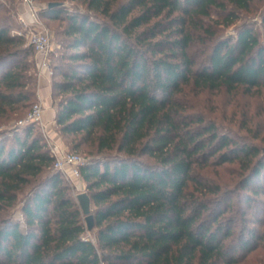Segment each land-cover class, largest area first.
<instances>
[{
	"label": "trees",
	"instance_id": "16d2710c",
	"mask_svg": "<svg viewBox=\"0 0 264 264\" xmlns=\"http://www.w3.org/2000/svg\"><path fill=\"white\" fill-rule=\"evenodd\" d=\"M50 1L61 6L40 14L65 24L57 124L95 154L80 168L93 238L33 127L0 130V264H242L264 248V149L184 100L264 90V12L237 24L255 0ZM11 29L0 16V128L38 88L34 49ZM233 162L239 180L225 184L212 171Z\"/></svg>",
	"mask_w": 264,
	"mask_h": 264
},
{
	"label": "rangeland",
	"instance_id": "374dc122",
	"mask_svg": "<svg viewBox=\"0 0 264 264\" xmlns=\"http://www.w3.org/2000/svg\"><path fill=\"white\" fill-rule=\"evenodd\" d=\"M34 7L38 11L36 14L39 22L30 15L29 8L26 5V0H0V16L7 17L9 24L12 26L11 34L21 37L25 40L26 45L29 44L30 34L38 29L46 30L51 37L53 51L52 59H57L61 53L62 37L59 36V31L65 24L62 21H56L44 17L40 14L43 9L48 7L50 0H31ZM64 7L68 10L79 9L85 12V8L78 2L66 1ZM264 12V0H255L252 4V11L242 13V19L237 24L245 22H255L260 19ZM24 20V22H23ZM257 28H260L257 25ZM228 32L233 34V29H228ZM226 31V34L228 33ZM197 57L201 56V51H195ZM55 61V60H54ZM57 62V61H56ZM53 68V67H52ZM53 77V76H52ZM51 79H46L48 86H53ZM38 78V88L35 98L30 102L28 107L20 114H15L9 121L3 123L0 130L2 132L16 131L20 127L32 126L33 135L42 138L47 144V147L53 154L55 148L66 153H77L83 159L94 156L89 155L88 149H75L74 135H64L57 124V98L52 95V91L48 96H43L42 88L40 87ZM185 102L188 101L193 106L192 111L199 115H204L209 120L217 124L222 133L229 135L234 141L239 144H248L259 146L264 149V90L253 88L246 90L244 88L237 89L233 92H228L225 89L215 91H204L199 93H190L185 96ZM40 102L43 106V114L39 121L30 122L26 125L21 124L26 122L33 105ZM20 134L23 131L20 130ZM240 164L233 162L225 165L222 168H215L212 172L219 173L222 181L225 184L232 185L233 181L239 180ZM67 181L72 186V192L75 196L83 193L85 188L81 179L77 180L70 176L69 170L63 172ZM264 202V196L260 197ZM244 206V205H243ZM262 212L259 213L260 222L257 224L264 231V206ZM263 222V225H261ZM88 236L91 235L88 232ZM242 264H264V248L258 249L256 253L251 254Z\"/></svg>",
	"mask_w": 264,
	"mask_h": 264
},
{
	"label": "built area",
	"instance_id": "2783aa9c",
	"mask_svg": "<svg viewBox=\"0 0 264 264\" xmlns=\"http://www.w3.org/2000/svg\"><path fill=\"white\" fill-rule=\"evenodd\" d=\"M26 5L29 8L30 15L38 23L39 20L36 16L38 11L34 7L31 0H26ZM24 22V20H23ZM29 44L34 49V61L36 67V73L39 79H51L53 76V68L51 65V53L53 51L51 37L46 30H34L29 36ZM43 114V106L40 102L33 105L26 122L21 124L26 125L30 122L39 121ZM53 155L55 157L54 167L62 172H67L74 179H80V168L85 165L86 159H83L77 153H66L55 148L53 150Z\"/></svg>",
	"mask_w": 264,
	"mask_h": 264
},
{
	"label": "water",
	"instance_id": "95a60500",
	"mask_svg": "<svg viewBox=\"0 0 264 264\" xmlns=\"http://www.w3.org/2000/svg\"><path fill=\"white\" fill-rule=\"evenodd\" d=\"M61 6L60 3H51L49 8ZM77 201L80 205V208L85 216V222L87 225L88 232H92L94 229V215L92 214L91 209V199L90 196L86 193H80L77 195Z\"/></svg>",
	"mask_w": 264,
	"mask_h": 264
},
{
	"label": "crops",
	"instance_id": "0c3cea01",
	"mask_svg": "<svg viewBox=\"0 0 264 264\" xmlns=\"http://www.w3.org/2000/svg\"><path fill=\"white\" fill-rule=\"evenodd\" d=\"M39 83L42 88L41 90L43 91V96H48L52 91V87L48 86L49 84H47V81L44 78L41 79Z\"/></svg>",
	"mask_w": 264,
	"mask_h": 264
}]
</instances>
